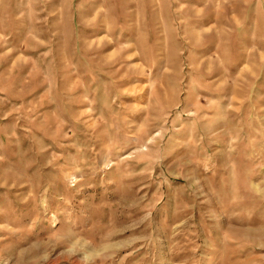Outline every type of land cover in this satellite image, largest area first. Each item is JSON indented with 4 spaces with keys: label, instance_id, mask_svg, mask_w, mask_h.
<instances>
[{
    "label": "rangeland",
    "instance_id": "rangeland-1",
    "mask_svg": "<svg viewBox=\"0 0 264 264\" xmlns=\"http://www.w3.org/2000/svg\"><path fill=\"white\" fill-rule=\"evenodd\" d=\"M0 264H264V0H0Z\"/></svg>",
    "mask_w": 264,
    "mask_h": 264
}]
</instances>
